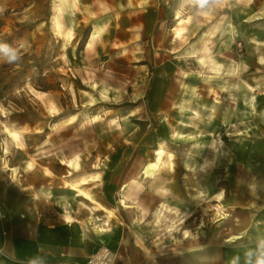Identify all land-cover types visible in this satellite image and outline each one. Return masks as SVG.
Returning a JSON list of instances; mask_svg holds the SVG:
<instances>
[{"label": "rangeland", "instance_id": "1", "mask_svg": "<svg viewBox=\"0 0 264 264\" xmlns=\"http://www.w3.org/2000/svg\"><path fill=\"white\" fill-rule=\"evenodd\" d=\"M246 1L0 0V42L21 56L14 64L0 59V177L16 187L17 237L26 221L39 230L41 218L67 224L69 216V223L94 220L108 228V238L130 237L140 264L182 257L188 248L195 258L202 245L210 258L217 246L220 255L233 246L236 264H254L264 225L253 224L264 221V197L251 195L243 181L242 190L236 187L233 148L247 137L246 157L264 160V135H233L227 119L221 126L218 112L231 102L222 104L217 84L228 78H207L212 73L201 62L230 65L233 48L243 59L244 46L264 40V0ZM206 10L211 19L202 21ZM238 18L245 21L233 39L224 26L235 27ZM251 77L252 116L264 91V64ZM6 129L18 132L21 147ZM153 161L159 165L150 174ZM66 182L105 209L90 210L93 202ZM240 232V241L226 240ZM94 236L90 254L105 249L122 263L127 243L112 249Z\"/></svg>", "mask_w": 264, "mask_h": 264}, {"label": "crops", "instance_id": "2", "mask_svg": "<svg viewBox=\"0 0 264 264\" xmlns=\"http://www.w3.org/2000/svg\"><path fill=\"white\" fill-rule=\"evenodd\" d=\"M146 1V0H145ZM151 1L153 4L155 0H148ZM159 1V0H157ZM241 1V0H239ZM247 3L250 1L247 0ZM158 3V2H157ZM220 7L217 6L214 8V14L218 17V12ZM209 12L206 10L205 16H201L202 21H207L211 19V16L208 14ZM158 16H160L159 20L162 18L160 11H158ZM235 13L232 12L231 16L234 17ZM184 20L188 21V18H183ZM141 21L145 22V18ZM234 21V20H233ZM245 21L244 19L238 18L237 23L233 24L235 27L231 26H224L227 29L232 30V37L233 39L238 36L240 37V22ZM180 22V20H179ZM237 26V28H236ZM215 30L221 29L222 24L218 23L215 26ZM250 27V26H249ZM236 28V29H235ZM178 30V29H177ZM214 30V32H215ZM182 31V30H181ZM181 33L176 31V35L179 36ZM91 38V35H90ZM94 40L93 38H91ZM91 41V40H90ZM249 42V41H248ZM256 44L253 45L251 43L248 46H244L245 49L242 52V57L235 49L233 48L231 52V64L228 65V60L223 65L217 61L214 57L208 59H202L201 62L205 63V69L208 70L210 74L207 78L216 77L217 75L226 74L228 81H222L217 84L221 89V102L225 101V99L230 98V106L228 107V111L221 110L218 112L217 117L219 118V122L221 119V126L224 127V119L226 123L230 124L229 128H231V133L233 135H240L246 133H253L258 135L257 139H259V135H264V91L258 92L259 101L258 105L256 106V114L250 115V109L246 110V106L250 108L252 106L253 100L250 99V92L257 89L255 87V83H252L251 77L253 71L256 70L257 65L264 64V40L256 41ZM197 45V43L195 44ZM217 50H219L220 46L217 45ZM247 50V51H246ZM246 54L248 56H246ZM189 57H193V54ZM230 80V81H229ZM227 84V85H226ZM231 86L230 89H227L228 86ZM246 85L250 86L252 89H247ZM227 89V90H226ZM230 90V91H229ZM229 91V92H228ZM175 94V93H174ZM181 94V93H180ZM176 95V94H175ZM182 95V94H181ZM185 99V104L189 105V102ZM178 100V98H175ZM255 103V102H254ZM185 105V106H186ZM255 107V108H256ZM249 112V113H247ZM249 118V120L246 119ZM253 124V125H252ZM7 134L10 136L12 141L16 143L18 147H21V141L19 140V134L16 130H9L6 129ZM186 131V130H185ZM14 133L17 134V137L14 136ZM188 135V134H187ZM192 136V134H189ZM198 137V134L195 135ZM192 139L190 138V141ZM240 140V139H239ZM247 137L244 138V141H238V146L233 148V152L235 158H233V165H236L235 173H234V183L237 184L240 190L243 189L241 185V181L245 182L246 186L249 189L251 195L256 197H264V163L261 161L264 160H252L246 157V153L244 149L247 145L252 143ZM261 140H264V137L261 136ZM248 147V146H247ZM219 158V157H218ZM254 161V163H253ZM65 163L67 166H72L75 168V165L72 161H61ZM32 161L28 162L27 166L30 168L32 166ZM71 164V165H70ZM248 166V167H247ZM242 167V168H241ZM246 167V168H244ZM15 170V168L13 169ZM44 171L49 174L50 170L44 168ZM237 171V173H236ZM87 178L81 177L79 182H86ZM30 183H33L31 180ZM67 183V182H66ZM128 183V182H127ZM68 184V183H67ZM70 188L74 189L77 194H80L86 198H88L93 204L97 207L90 206V210H100L105 209L100 203L96 202L86 191L82 188L78 187L75 183L68 184ZM24 195L30 196L32 198V192L24 191ZM240 197V196H239ZM241 198V197H240ZM1 199H3V206L4 211H1ZM239 199V198H238ZM240 206V205H238ZM29 207L25 206V213L27 214V209ZM30 207V212L31 211ZM243 208L250 209V207L243 206ZM6 210V211H5ZM255 212L258 211V208L255 207ZM108 215H111V211L107 210ZM247 213H250L247 211ZM16 187L14 183H11L9 176L4 180H1L0 177V264H31L35 260H39L45 264H73V263H83L85 259L90 255L91 251L94 249V245H91V232L95 235L94 238L99 239L101 236L104 243L111 247L112 249H117L121 245L125 250L124 245L127 243L125 237L120 239L119 237L113 236L112 238H108L105 232L108 231V228L104 227H96L94 220L88 219L87 224L83 225L81 221H77L76 223H69L70 217L66 216L68 221L67 224L63 222H53L49 221L48 218L39 222V230L35 229L34 225H37L35 221L24 223L22 229V236H18L16 234ZM220 215L217 220L224 219ZM255 214V213H254ZM240 218V216H239ZM99 219V217H98ZM216 220V221H217ZM244 219H241L240 223L244 224ZM250 218L248 219V221ZM139 223L138 225H140ZM264 225V221L259 222L256 220L253 225ZM129 225H134L132 222ZM137 225V224H136ZM143 225V223H142ZM233 225V224H232ZM235 225V224H234ZM247 225H250L248 222ZM243 225H238L237 228L240 230ZM107 237V238H105ZM243 238L241 232L229 236L226 240L227 241H236L241 240ZM257 247L259 250L257 251L258 255L257 259L255 260L254 264H258V257L264 259V243H261ZM137 244V243H135ZM131 248V250H130ZM219 246H217L216 256L210 258L208 255L207 246L204 248L203 245L200 248L198 257L196 256L193 258L192 256L188 255L193 251V249L185 250L184 255L182 257H165L167 260L162 262H157V264H236L237 260L234 256L230 255L231 251H233V246L229 247L226 250H222L223 254L220 255L219 253ZM262 249V251H260ZM195 251H198L195 249ZM194 251V252H195ZM227 252V253H225ZM1 254H3L1 256ZM122 263L119 264H140L137 262V249H135L134 245L128 239V243L126 245V253L122 255ZM145 257V256H144ZM143 257V258H144ZM19 259V260H18ZM183 259V261H182ZM239 262V259H238ZM143 264H150L147 259L144 260ZM238 264V263H237Z\"/></svg>", "mask_w": 264, "mask_h": 264}, {"label": "clouds", "instance_id": "3", "mask_svg": "<svg viewBox=\"0 0 264 264\" xmlns=\"http://www.w3.org/2000/svg\"><path fill=\"white\" fill-rule=\"evenodd\" d=\"M0 59L9 64H14L21 59L20 53L16 48L7 43L0 42ZM258 264H264V259L258 261Z\"/></svg>", "mask_w": 264, "mask_h": 264}, {"label": "built area", "instance_id": "4", "mask_svg": "<svg viewBox=\"0 0 264 264\" xmlns=\"http://www.w3.org/2000/svg\"><path fill=\"white\" fill-rule=\"evenodd\" d=\"M83 264H114V255L110 251L100 249L93 254H90Z\"/></svg>", "mask_w": 264, "mask_h": 264}, {"label": "bare ground", "instance_id": "5", "mask_svg": "<svg viewBox=\"0 0 264 264\" xmlns=\"http://www.w3.org/2000/svg\"><path fill=\"white\" fill-rule=\"evenodd\" d=\"M91 34H92V37H94V36H96L97 31L93 30V31L91 32ZM16 132H17V131H16ZM14 136L17 137V134L14 133ZM161 153H162V150H157V152H156V154H158V156H157V161H158V159H160ZM157 161H153V162H151V163L147 166V168L145 169V171L148 172V173H150V174H153V172L158 168V165H159ZM220 217L223 218L224 215L222 214V216H220Z\"/></svg>", "mask_w": 264, "mask_h": 264}]
</instances>
